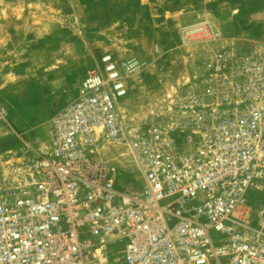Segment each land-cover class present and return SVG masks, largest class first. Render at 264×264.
Masks as SVG:
<instances>
[{
	"label": "built area",
	"instance_id": "2783aa9c",
	"mask_svg": "<svg viewBox=\"0 0 264 264\" xmlns=\"http://www.w3.org/2000/svg\"><path fill=\"white\" fill-rule=\"evenodd\" d=\"M224 46L202 89L179 97L176 121L150 127L126 122L123 71L105 54L52 118L48 149L1 179L0 264H264V198L253 196L264 179V39ZM112 145L134 171L103 156ZM123 172L139 175V191Z\"/></svg>",
	"mask_w": 264,
	"mask_h": 264
},
{
	"label": "rangeland",
	"instance_id": "374dc122",
	"mask_svg": "<svg viewBox=\"0 0 264 264\" xmlns=\"http://www.w3.org/2000/svg\"><path fill=\"white\" fill-rule=\"evenodd\" d=\"M199 27L206 30L192 31ZM261 39L264 0H0V182L48 149L52 118L91 71L103 70L105 54L123 71L126 122L150 127L176 121V102L202 89L210 56L227 43ZM101 153L134 171L128 149ZM131 173L121 184L137 192L141 181ZM255 189L261 202L264 179Z\"/></svg>",
	"mask_w": 264,
	"mask_h": 264
},
{
	"label": "bare ground",
	"instance_id": "6f19581e",
	"mask_svg": "<svg viewBox=\"0 0 264 264\" xmlns=\"http://www.w3.org/2000/svg\"><path fill=\"white\" fill-rule=\"evenodd\" d=\"M92 152H95V153H96V152H97V150H95V149H92Z\"/></svg>",
	"mask_w": 264,
	"mask_h": 264
},
{
	"label": "crops",
	"instance_id": "0c3cea01",
	"mask_svg": "<svg viewBox=\"0 0 264 264\" xmlns=\"http://www.w3.org/2000/svg\"><path fill=\"white\" fill-rule=\"evenodd\" d=\"M51 143V142H50Z\"/></svg>",
	"mask_w": 264,
	"mask_h": 264
}]
</instances>
